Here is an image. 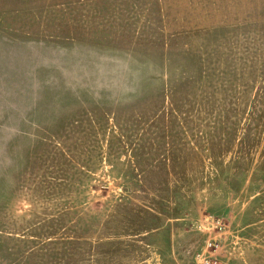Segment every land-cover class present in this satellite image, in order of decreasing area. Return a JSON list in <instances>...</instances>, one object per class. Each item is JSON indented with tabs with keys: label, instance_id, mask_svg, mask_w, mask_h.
<instances>
[{
	"label": "rangeland",
	"instance_id": "374dc122",
	"mask_svg": "<svg viewBox=\"0 0 264 264\" xmlns=\"http://www.w3.org/2000/svg\"><path fill=\"white\" fill-rule=\"evenodd\" d=\"M203 258L264 264V0H0V264Z\"/></svg>",
	"mask_w": 264,
	"mask_h": 264
},
{
	"label": "built area",
	"instance_id": "2783aa9c",
	"mask_svg": "<svg viewBox=\"0 0 264 264\" xmlns=\"http://www.w3.org/2000/svg\"><path fill=\"white\" fill-rule=\"evenodd\" d=\"M212 219H215V224H216V226L218 227L219 226V224H220V219L219 218H212ZM203 262L205 263V264H210L212 261H211V259H209V258H203ZM202 263V262H201ZM203 263V264H204Z\"/></svg>",
	"mask_w": 264,
	"mask_h": 264
}]
</instances>
